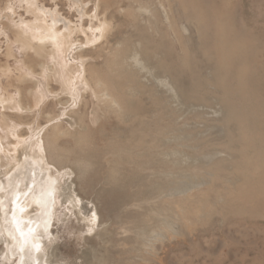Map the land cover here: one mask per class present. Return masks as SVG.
Masks as SVG:
<instances>
[{
	"label": "rangeland",
	"instance_id": "obj_1",
	"mask_svg": "<svg viewBox=\"0 0 264 264\" xmlns=\"http://www.w3.org/2000/svg\"><path fill=\"white\" fill-rule=\"evenodd\" d=\"M77 4L0 0V264L13 193L41 215L65 181L99 228L60 213L45 264H264V0ZM35 7L74 30L60 52Z\"/></svg>",
	"mask_w": 264,
	"mask_h": 264
},
{
	"label": "bare ground",
	"instance_id": "obj_2",
	"mask_svg": "<svg viewBox=\"0 0 264 264\" xmlns=\"http://www.w3.org/2000/svg\"><path fill=\"white\" fill-rule=\"evenodd\" d=\"M25 1V0H24ZM20 2V1H19ZM35 3V1H33ZM33 2H30V5H33ZM23 3V2H21ZM73 5H75V7L77 8V10H80L81 12L83 11V9L81 8L80 5L77 4V0H72ZM29 5V6H30ZM39 5V4H38ZM11 8V7H10ZM29 8V7H28ZM9 9V8H8ZM11 10V9H10ZM34 13V17L36 20V23H38V26L36 27L35 25V21L33 23H29L27 24V29L26 31H30L32 33H34L37 42L39 43L38 45L42 48L45 47L46 44L50 43L52 44V46L54 47L55 50H59L57 52H60L62 47V43L63 40L65 41V38L68 37V35L70 36L72 34V32L74 31L73 29H67V25L64 22V29L66 30H70V33H66L63 32L64 30H62V32L59 30V28H55L56 25H58L59 22H61L62 20L56 16L55 11H51V10H47L43 7L41 8H37L35 7L32 11ZM83 13V12H82ZM32 14V13H31ZM58 14V13H57ZM9 16V15H8ZM10 19V17L8 18ZM33 19V18H32ZM50 19V21H49ZM11 20V19H10ZM9 21V20H8ZM25 21V20H24ZM32 21V20H31ZM12 22V21H11ZM70 23V22H69ZM72 26V25H71ZM18 27V26H16ZM40 27V28H39ZM70 27V26H69ZM98 27V26H97ZM100 27V26H99ZM26 28V27H25ZM24 28V29H25ZM72 28V27H71ZM92 28V27H91ZM18 29V28H17ZM16 29V30H17ZM22 29V28H21ZM99 29V28H98ZM103 29V28H102ZM23 30V29H22ZM20 31V30H19ZM19 31H15V33L19 32ZM91 31V30H90ZM93 31V30H92ZM84 32V31H83ZM103 32V31H102ZM22 33V32H21ZM76 33V32H75ZM85 34V33H84ZM98 34V33H97ZM16 35V34H15ZM26 35V34H25ZM90 35V34H89ZM20 37V36H19ZM19 37H17L19 39ZM25 37V36H24ZM91 37V35H90ZM96 37V36H95ZM21 38V37H20ZM26 38V37H25ZM24 38V39H25ZM31 38V37H30ZM89 38V37H87ZM98 38V36L96 37ZM94 39V38H93ZM27 40V39H26ZM32 39H30L31 42ZM89 40V39H88ZM92 40V39H91ZM17 41V40H16ZM29 41V40H28ZM27 41V42H28ZM93 41V40H92ZM18 42V41H17ZM20 42V40H19ZM23 43V42H22ZM36 43V42H35ZM64 43V44H65ZM68 43V42H67ZM66 43V44H67ZM37 44V43H36ZM30 45V44H29ZM38 45H35L34 48H36ZM49 45V44H48ZM31 46V45H30ZM38 46V48H39ZM52 47V48H53ZM23 48V47H21ZM37 48V49H38ZM46 48V47H45ZM29 49V48H28ZM37 49H34L37 50ZM48 49V48H47ZM69 49V48H68ZM31 50V49H29ZM40 50V49H39ZM42 50V49H41ZM52 51V50H51ZM65 51V49H64ZM49 52V51H48ZM53 52V51H52ZM51 52V53H52ZM55 52V51H54ZM63 52V51H62ZM68 52V51H67ZM38 53V52H37ZM39 54V53H38ZM41 54V53H40ZM50 54V53H49ZM63 54V53H61ZM42 55V54H41ZM56 56V55H54ZM63 56V55H62ZM48 58V57H47ZM53 58V55H52ZM59 58V57H58ZM57 59V58H56ZM63 59V58H62ZM61 60V59H60ZM59 61V60H58ZM55 62V61H54ZM63 62V61H62ZM59 64V63H58ZM64 64V63H62ZM69 64V63H68ZM72 64V63H71ZM84 64V63H82ZM74 65V64H73ZM65 66V65H64ZM69 66V65H68ZM71 66V65H70ZM62 67V66H61ZM75 67V66H74ZM72 68V67H70ZM79 68V67H78ZM71 70V69H70ZM69 70V71H70ZM83 70V69H82ZM72 71V70H71ZM83 73V72H82ZM72 76V75H71ZM75 77V75H74ZM82 77V76H81ZM76 79V78H75ZM72 81V79H71ZM77 82V81H76ZM66 83V82H65ZM74 82H72L73 84ZM78 84V83H77ZM88 84V83H87ZM70 87V86H69ZM76 87V86H75ZM68 88V87H67ZM79 90V88H78ZM77 90V93H78ZM69 94H70V90ZM73 92V90H72ZM76 92V91H75ZM68 93V92H67ZM74 93V92H73ZM74 95V94H73ZM76 97V96H75ZM79 97V95H78ZM17 104V102H16ZM37 142V141H36ZM2 144V143H1ZM24 144V143H23ZM18 145V144H17ZM26 145V144H25ZM23 146V145H22ZM3 147V145H2ZM24 147V146H23ZM41 148V147H40ZM4 149V148H3ZM42 149V148H41ZM18 150V147L15 149V151ZM7 152V150H6ZM22 154H27L26 152L22 151ZM21 154V155H22ZM44 159V158H43ZM41 165V164H40ZM42 167L46 168V165H42ZM23 171V170H22ZM14 176V174H13ZM51 175L48 174L47 176V180L50 181L51 179ZM14 179V178H13ZM59 184V183H58ZM66 185V186H65ZM72 184L69 181H65V183H62V185L60 187H55L56 192L52 195L51 198H47L45 200L44 208L42 205V202L39 203L41 206V215H38V213H35L32 215V211H26L25 213H21L20 215L16 216L17 212H18V207L20 206V204L22 202H19L22 198H17L16 195H14L13 193V216H15V218H13V221H10L9 223L12 226V230L10 231L9 225H2V228H4L5 230H9L10 231V239H12L11 244L13 246V251H11L9 245H7V255L11 254L14 255L17 254L19 257V261L17 264H45L46 261L43 262L44 260V254H43V242L47 239V235L50 233V231L48 232V227H46V223L47 222H51L54 219H59L60 217V213L62 214V216L64 215L65 212H78V216L80 218H78L80 224L82 223L83 225L81 226L82 228H86L87 231H89L90 233H95L97 231V229L99 228V224L97 223L98 221V216L97 213L95 211L94 206L86 201L84 202V199L82 200L72 189ZM8 187V186H7ZM54 187V186H53ZM38 191V190H37ZM36 191V192H37ZM35 192V193H36ZM58 195V196H57ZM38 199V198H37ZM58 199V200H57ZM7 200H9L7 202L8 208L10 209L11 206V202H10V196L7 198ZM53 200H54V206H53ZM19 202V203H18ZM52 202V205H51ZM60 203V204H59ZM59 204V205H58ZM58 206H61L57 209ZM0 215L1 217H6L8 218V215L6 214V212L2 209V208H7L6 206V201H1L0 199ZM27 207V206H26ZM46 212V215L49 216V221L46 220V215H43V212ZM5 213V214H4ZM26 216V217H25ZM48 218V217H47ZM71 218V217H70ZM4 223V221H3ZM63 224V223H62ZM76 224V222H75ZM13 236H14V240H13ZM92 239V238H91ZM46 242V241H45ZM86 242V241H85ZM48 244V243H47ZM94 250V249H93ZM88 251V250H87ZM6 255V252L3 253L2 255ZM10 255V256H11ZM96 256V255H95ZM55 257V256H54ZM91 259V258H90ZM93 262V261H92Z\"/></svg>",
	"mask_w": 264,
	"mask_h": 264
}]
</instances>
